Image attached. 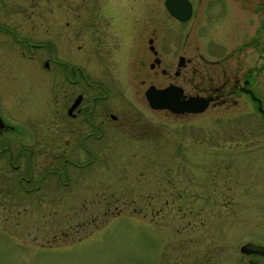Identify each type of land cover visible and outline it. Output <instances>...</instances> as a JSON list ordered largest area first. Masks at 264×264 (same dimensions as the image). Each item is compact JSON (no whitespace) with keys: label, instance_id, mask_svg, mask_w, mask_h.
I'll list each match as a JSON object with an SVG mask.
<instances>
[{"label":"rangeland","instance_id":"obj_1","mask_svg":"<svg viewBox=\"0 0 264 264\" xmlns=\"http://www.w3.org/2000/svg\"><path fill=\"white\" fill-rule=\"evenodd\" d=\"M189 1L190 17L177 22L163 0H22L23 54L0 42V112L14 119L1 102L8 93L20 121L46 135L43 61L50 69L63 67L58 61L77 67L86 53L87 81L102 87L88 88L86 108L96 90L88 117L97 116L102 133L97 145L84 138L98 147L92 155L62 151L90 127L76 128L65 115L63 93L73 86L50 73V160L39 162L60 174L46 177L52 212L15 213L9 196L18 188L4 185L0 228L37 232L24 241L0 229V264H246L239 243L264 241V118L248 94L226 93L247 78L264 110V0H225L226 10L218 0ZM148 28L161 59L152 70ZM180 55L190 61L175 76ZM221 82L226 101L197 113L152 109L143 95L148 84L167 83L205 95ZM63 157L75 163H65L67 185ZM11 175L2 172L5 181Z\"/></svg>","mask_w":264,"mask_h":264},{"label":"flooded vegetation","instance_id":"obj_2","mask_svg":"<svg viewBox=\"0 0 264 264\" xmlns=\"http://www.w3.org/2000/svg\"><path fill=\"white\" fill-rule=\"evenodd\" d=\"M21 3L22 0H0V38H2L0 39V42L6 41L7 43L14 44L19 42L22 43V20L18 18V15H16V11H18L17 7L20 6ZM227 4L229 3L225 2V0H218L217 2V5L222 10H226L225 6H227ZM170 17H172L177 22H182L171 15ZM157 39L158 38L155 32L148 28L147 35H144V40L147 43L146 48L153 55V57L157 56L159 58V62L155 63L152 67L150 66V62L148 63L149 70L157 68L161 62L155 47ZM239 48H241L240 45ZM230 51V53H232V50ZM9 53L23 54V50L17 44L16 50L14 52L10 51ZM83 54H85V58L82 57V61L77 67H72L68 63L58 61L59 64L63 63V67L57 66L50 69L48 59L43 61V65L47 72V78L45 79L47 80L49 87L47 97L48 130L46 135L40 134L33 127V125H27V122L22 123L20 120L23 114L22 110L17 105V100L15 99V102H13V98L10 94H2V104L10 108V113L6 111L5 113L14 119L11 120V118H6L3 112H0V189L3 188L4 185L16 184L18 188V191L16 190L17 193L9 196L10 202L14 203L15 213H29L28 211H30L35 215V217H37V214H39V216L47 215V218H49L50 213L52 212L50 211V203L53 202L55 196L53 194H44L45 190L51 191L50 178L47 179L46 177L50 176L51 174H55L56 178L60 180V174L56 171V169L50 168V163L46 164L47 166L44 167L43 164L39 162L40 160H44L45 155L48 156V160H50V73L53 77L52 79H56L57 75H59L60 79L67 83V86H73L72 89L69 88L67 92L64 91L63 93L64 100H66L65 115L68 118H71V120L77 119L74 125L76 128L79 127V129H82L86 126V124L90 127V130L79 134V138L76 140L77 142H74L68 148L64 147L62 151H68L72 155H92L93 151L98 149L97 146H86L84 138L90 137L92 140H95L94 144L97 145L99 135L102 133L101 127L96 120L97 116L94 115V121H90L89 118L91 119V117H88V114L93 109V102L98 97V94L95 91L98 89L101 90L102 87L97 82L88 83L86 71L83 68L87 62L86 53ZM30 57L31 55L27 56V58ZM198 57L200 56L198 55ZM189 61V59L184 60L181 66H183L185 62ZM181 66H176V68L173 70V74L175 76L180 74ZM30 68L33 67L30 66ZM159 71L162 74L166 73V69L164 67H160ZM175 71H177V73H175ZM246 83L247 78L243 79L240 83H238V80L236 79L234 80L231 89L227 90L226 93L230 94L231 92L238 90L239 92L248 94V92L245 91V89H247ZM223 85H225V83L221 82L219 85L214 86L209 93L205 94L212 97L211 103H220L226 101L227 98L225 96L226 94L223 93ZM88 88L93 90L96 89L95 91H91V94L88 97V103H90L89 109L86 108V94L87 91H89ZM182 92L185 94L183 88ZM221 93L224 94L223 97L221 96ZM108 116L112 121L116 119V116L112 113H109ZM95 130H97L98 133H95ZM30 136L31 141L28 142V138ZM66 162H68L67 164H70V166L75 165L72 160L65 157L62 158L61 168L62 173L65 176V180L60 181L62 185H67L70 181V176L65 166ZM5 170L13 173L8 181H5L4 178H2V172ZM14 173L16 174L14 175ZM2 209L5 210L4 208ZM22 218L27 220L29 219L27 217ZM29 220L32 221L31 219ZM36 221L37 220L35 218L33 225H35ZM24 224H28L27 221ZM0 229L5 230L9 235L24 241H31L30 238L33 235V238H35V234L37 232V228H30L28 230V228L25 227H15L12 230H7L4 227ZM242 246L244 247L245 251L240 249ZM238 250L240 252V258L243 259L246 264H264V241L262 239L255 238L254 242L250 240H242V242L238 245Z\"/></svg>","mask_w":264,"mask_h":264},{"label":"water","instance_id":"obj_3","mask_svg":"<svg viewBox=\"0 0 264 264\" xmlns=\"http://www.w3.org/2000/svg\"><path fill=\"white\" fill-rule=\"evenodd\" d=\"M163 4L168 13L180 21L190 17L191 4L189 0H163ZM183 61V56H178L176 66L180 67ZM158 62L159 58L154 56L150 62V66L152 67ZM245 91L249 93L252 99L256 100V108L264 118V110L260 106L259 99L249 89H245ZM143 95L150 108L165 109L172 113H197L205 109L212 100L210 95L183 94L182 87L175 83H168L162 87L148 84L143 90ZM240 249L245 251L243 246Z\"/></svg>","mask_w":264,"mask_h":264}]
</instances>
